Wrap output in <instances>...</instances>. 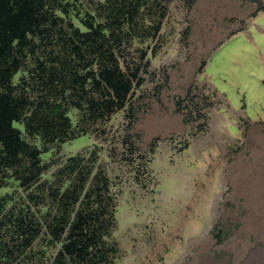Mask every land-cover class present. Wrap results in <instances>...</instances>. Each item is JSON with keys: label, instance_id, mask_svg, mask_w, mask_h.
Returning <instances> with one entry per match:
<instances>
[{"label": "rangeland", "instance_id": "obj_1", "mask_svg": "<svg viewBox=\"0 0 264 264\" xmlns=\"http://www.w3.org/2000/svg\"><path fill=\"white\" fill-rule=\"evenodd\" d=\"M98 1L80 0L90 11ZM163 1L158 37L122 46V65L143 80L126 108L93 122L70 106L83 135L43 153L49 168L36 183L13 178L0 190V264H53L62 244L49 224L75 180L63 169L76 156L92 171L88 187L99 172L111 179L116 264H264V0ZM43 48L15 78L34 102L49 95L38 60L53 61ZM192 86L189 120L177 101ZM15 126L43 150L40 137Z\"/></svg>", "mask_w": 264, "mask_h": 264}, {"label": "trees", "instance_id": "obj_2", "mask_svg": "<svg viewBox=\"0 0 264 264\" xmlns=\"http://www.w3.org/2000/svg\"><path fill=\"white\" fill-rule=\"evenodd\" d=\"M95 3L90 11L80 0H0V190L13 178L22 186L36 183L49 168L42 164L43 153L83 135L85 128L74 126L70 106L80 111L82 121L87 116L93 122L109 120L126 108L135 87L143 84L139 68L132 71L122 65L121 49L139 38L143 43L157 38L168 4L163 0ZM43 47L53 61L48 66L38 60L49 95L34 102L20 91L15 78L30 56L44 52ZM147 56L148 49L143 48L141 57ZM198 90L192 86L186 98L177 101V110L189 120L194 116L187 112V102L197 104ZM15 123L24 125L29 137H40L43 150L26 139ZM83 159L73 157L63 169L75 180L61 192L60 210L49 224L52 242L62 244L53 264H116L120 249L108 240L117 221L111 179L99 172L88 187L92 171L82 169ZM5 205L1 198L0 215ZM39 235L34 230L24 247Z\"/></svg>", "mask_w": 264, "mask_h": 264}, {"label": "bare ground", "instance_id": "obj_3", "mask_svg": "<svg viewBox=\"0 0 264 264\" xmlns=\"http://www.w3.org/2000/svg\"><path fill=\"white\" fill-rule=\"evenodd\" d=\"M259 134H257V136H258Z\"/></svg>", "mask_w": 264, "mask_h": 264}]
</instances>
